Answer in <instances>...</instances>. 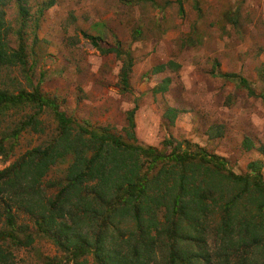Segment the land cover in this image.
<instances>
[{
	"label": "rangeland",
	"instance_id": "rangeland-1",
	"mask_svg": "<svg viewBox=\"0 0 264 264\" xmlns=\"http://www.w3.org/2000/svg\"><path fill=\"white\" fill-rule=\"evenodd\" d=\"M90 36L103 46L119 41L121 50L133 59L129 89L120 78L122 57L102 53ZM0 44V53L12 59L0 63L1 90L18 94L39 86L73 119V138L81 125L128 144L155 147L165 159L151 163V156L141 157L142 172L150 169L147 180L162 168L175 170L174 156L188 147L195 150L197 144L225 158L237 173H246L250 162L264 164V99L260 96L264 92V0H183V8L179 0H0ZM19 54L22 61L16 60ZM161 64L163 69L156 71ZM224 73L245 77L256 94ZM136 102L137 142L124 129L129 124L127 112ZM0 110V140L6 147L0 170L34 148L45 149L60 134L57 116L48 106L37 114L43 130L28 126L17 137L9 134L38 108L21 104ZM82 138L89 134L83 133ZM74 160L73 152L64 153L50 165L36 184L42 190L41 202L34 203L32 211L28 204L12 206L19 236L31 233L34 242L16 246L10 238L0 239V254H6L9 263L46 264L51 258H65L51 238L37 232L36 222L69 183ZM262 170L264 174V165ZM27 180L24 188L0 195V231L12 229L6 223L7 197L16 191L29 192L32 185ZM77 192L94 194L87 184L80 191L71 189L69 195ZM71 199L77 202L76 197ZM82 203L72 205L75 214L66 222L83 215ZM157 209V219L163 220L164 209ZM221 218L216 208L207 239L212 264H219L221 249L211 225ZM100 223L97 218L92 224L97 228ZM115 223V235H129L136 229L134 220L126 216ZM80 260L95 263L92 253Z\"/></svg>",
	"mask_w": 264,
	"mask_h": 264
},
{
	"label": "trees",
	"instance_id": "trees-1",
	"mask_svg": "<svg viewBox=\"0 0 264 264\" xmlns=\"http://www.w3.org/2000/svg\"><path fill=\"white\" fill-rule=\"evenodd\" d=\"M179 2L183 8V0ZM90 37L102 53L122 57L120 78L129 89L133 59L121 50V43L103 46L96 37ZM23 59L21 54L16 57L18 61ZM2 61H12L11 56L0 53V63ZM163 67V64L157 66L156 71ZM222 75L230 80L237 79L240 87L256 94L245 77L232 73ZM260 96L264 99V92ZM21 104H33L38 110L21 121L10 137H17L28 126L42 131V121L37 114L47 106L57 116L60 134L45 149L34 148L11 166L0 170V195L15 187L24 188L28 175H31L28 186L32 185L29 192L16 191L7 197L10 206L7 207L6 223L12 229L1 230L0 239L10 238L16 246H29L34 242L31 233L24 238L19 236L11 208L28 204L32 211V205L41 202L42 190L36 187L40 178L57 157L73 152L75 160L69 169V183L51 200L49 210L42 211L36 222L37 232L51 238L66 253L65 258H51L46 264H72V261L73 264H85L80 259L89 253L93 254L94 264H212L207 239L210 217L216 208L222 218L220 223L211 227L215 230L214 241L221 249L219 264H264L262 160L250 162L246 173H237L229 168L225 158L211 154L197 144L195 150L188 147L174 156L175 170L162 168L147 180L145 176L150 169L142 172L141 157L151 156V163L165 159L155 147L128 144L118 137L81 125L77 133L81 139L73 138V119L54 99L45 96L39 86L34 91H20L18 94L0 89V107ZM138 108L136 102L127 112L129 124L124 127L135 142ZM83 133L89 134V138L83 140ZM3 141L0 140V155L6 151ZM60 146L62 150L56 152ZM88 150L92 151L89 156L86 154ZM84 184L91 187L92 197L78 192L69 195L71 189L80 191ZM72 197H76L77 202ZM79 201L83 202L82 207L86 206L83 215L79 213L78 220L66 222V217L75 214L72 205L79 206ZM157 208L164 209L163 220L157 219ZM121 216L134 220V232L114 234L118 229L115 220ZM97 218L103 225L100 223L95 228L92 223ZM157 252L161 253L160 259ZM11 263L6 254H0V264Z\"/></svg>",
	"mask_w": 264,
	"mask_h": 264
}]
</instances>
